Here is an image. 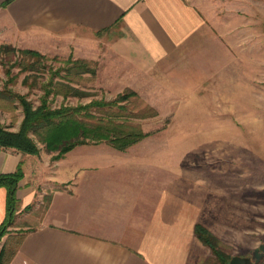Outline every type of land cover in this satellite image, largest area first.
Returning <instances> with one entry per match:
<instances>
[{"label":"rangeland","instance_id":"374dc122","mask_svg":"<svg viewBox=\"0 0 264 264\" xmlns=\"http://www.w3.org/2000/svg\"><path fill=\"white\" fill-rule=\"evenodd\" d=\"M217 1L221 7L209 18L211 38L168 63L146 67L127 60L116 49L119 35L55 48L44 44L41 48L49 50L44 53L0 45L16 49L0 52V127L18 131L24 103L34 110L43 97L57 109L134 92L137 98L130 99L125 113L137 114L145 106L155 111L132 120L146 134L136 150L169 157L171 182L184 180L195 224L219 240L225 256H251L252 264H264V0ZM19 50L44 59L21 56ZM73 63L84 72L70 69ZM59 86L62 92H52ZM80 146L113 148L104 141ZM37 147L33 156L42 162L61 159L45 145ZM42 200L33 219L25 217L33 215L32 205L19 208L8 231L33 228L49 194ZM193 255L196 264H223L198 240Z\"/></svg>","mask_w":264,"mask_h":264},{"label":"crops","instance_id":"0c3cea01","mask_svg":"<svg viewBox=\"0 0 264 264\" xmlns=\"http://www.w3.org/2000/svg\"><path fill=\"white\" fill-rule=\"evenodd\" d=\"M217 7V0H0V45L44 53V44L119 35V53L147 67L209 40ZM139 142L125 151L78 146L52 163L0 148V175L22 169L16 197L20 210L33 208L25 217L33 219L49 194L9 264H196L184 180L171 182L169 157L136 150ZM5 214L0 187V225Z\"/></svg>","mask_w":264,"mask_h":264},{"label":"trees","instance_id":"16d2710c","mask_svg":"<svg viewBox=\"0 0 264 264\" xmlns=\"http://www.w3.org/2000/svg\"><path fill=\"white\" fill-rule=\"evenodd\" d=\"M8 50L16 52L13 47L0 46V52ZM18 52L21 56H30L37 60L44 59V56L36 51L19 50ZM77 64L73 63L70 69H74L76 73L84 72V69ZM27 68L30 71L33 70L31 66ZM63 88L59 86L51 89L54 93H60ZM132 97L137 98L134 92L126 91L112 101L72 107L62 105L57 109H51L46 97L42 98L40 105L34 110L24 103L25 113L19 130L12 132L0 127V148L37 155L39 153L37 144L40 143L48 150L57 152L55 160L62 158L76 146L90 142H108L116 150L123 151L146 136L140 126L132 120L155 115V111L147 106L137 114L125 113L126 105ZM93 109L94 112H92ZM22 178L23 172L20 166L11 174L0 175V187L6 190V214L0 225V239L4 236L6 239L0 249V264H9L23 240L22 233L8 231L20 208L16 191ZM194 235L220 263L225 264L230 259L222 253L219 240L205 227L195 224Z\"/></svg>","mask_w":264,"mask_h":264},{"label":"water","instance_id":"95a60500","mask_svg":"<svg viewBox=\"0 0 264 264\" xmlns=\"http://www.w3.org/2000/svg\"><path fill=\"white\" fill-rule=\"evenodd\" d=\"M251 256H232L226 264H252Z\"/></svg>","mask_w":264,"mask_h":264},{"label":"built area","instance_id":"2783aa9c","mask_svg":"<svg viewBox=\"0 0 264 264\" xmlns=\"http://www.w3.org/2000/svg\"><path fill=\"white\" fill-rule=\"evenodd\" d=\"M1 245H2V243H0V249H1Z\"/></svg>","mask_w":264,"mask_h":264}]
</instances>
